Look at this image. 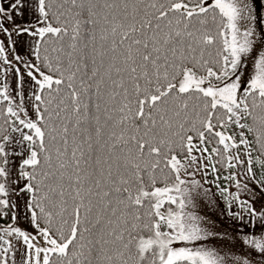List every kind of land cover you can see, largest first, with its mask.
Wrapping results in <instances>:
<instances>
[{"label": "snow or ice", "instance_id": "obj_1", "mask_svg": "<svg viewBox=\"0 0 264 264\" xmlns=\"http://www.w3.org/2000/svg\"><path fill=\"white\" fill-rule=\"evenodd\" d=\"M254 13L0 0V264H264Z\"/></svg>", "mask_w": 264, "mask_h": 264}, {"label": "rangeland", "instance_id": "obj_2", "mask_svg": "<svg viewBox=\"0 0 264 264\" xmlns=\"http://www.w3.org/2000/svg\"><path fill=\"white\" fill-rule=\"evenodd\" d=\"M255 8V16H256V28H257V38L264 37V0H252ZM259 196V193H257ZM264 201V198H261ZM259 206V203L258 205ZM201 215H208L213 217L216 222V226L222 232L232 233L234 229H238V224L235 221H232L226 215L223 214V206L219 209L209 208L207 206H202L200 209ZM218 247H222L219 243L217 244ZM237 252L244 251L246 252L247 249H236Z\"/></svg>", "mask_w": 264, "mask_h": 264}]
</instances>
